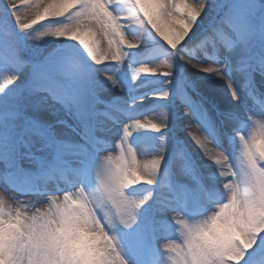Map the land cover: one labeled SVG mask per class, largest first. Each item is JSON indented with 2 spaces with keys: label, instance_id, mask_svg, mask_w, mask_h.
Returning a JSON list of instances; mask_svg holds the SVG:
<instances>
[{
  "label": "clouds",
  "instance_id": "1",
  "mask_svg": "<svg viewBox=\"0 0 264 264\" xmlns=\"http://www.w3.org/2000/svg\"><path fill=\"white\" fill-rule=\"evenodd\" d=\"M146 2L111 0L110 10L108 0H3L7 9L25 5L12 15L17 28L33 45L39 46L46 39L73 41L95 64L99 59L95 50L84 47L71 33L79 35L85 24H91L94 29L110 32L119 43L125 28L131 25L147 23L152 28V22L140 11V4ZM193 2L199 15L195 19L183 17L191 25L183 30L185 40L205 16L212 0ZM64 3L71 5L69 10L63 16L54 15L56 7ZM114 6L127 11L117 15ZM235 19L244 32L249 60L254 61L251 19ZM134 43L139 46V41ZM187 62L197 70L213 67L212 75L226 81L233 102L240 101V95L224 74L227 65ZM29 63L23 61L25 67ZM259 65L253 70L264 75V57ZM21 74L22 71L13 70L0 76V94L16 85ZM60 74L67 75L57 69L50 75ZM109 80L115 87L116 81ZM245 115L249 126L246 132L235 131L231 154L199 128L195 131L203 144L196 143L189 134L204 159L214 166L220 191L208 199L207 206L195 218L188 214L186 205L173 203L161 194L156 210L163 217V231L144 238L143 243L152 252L148 262L130 255L119 233L135 231L143 210L153 201L155 193L151 189L158 184L163 152L150 158L138 155L125 139L129 124L115 142V150L99 155L92 166L87 164L79 145L73 143L72 150L65 151L68 141L45 145L51 160L29 151L25 155L35 164L34 172L17 168L13 173L0 175V264H218L219 257H223L224 264H242L256 238L264 234V117ZM158 125L166 128V118L161 117ZM141 185L148 190L134 194L132 190ZM166 186L165 178L160 184L162 193Z\"/></svg>",
  "mask_w": 264,
  "mask_h": 264
},
{
  "label": "rangeland",
  "instance_id": "2",
  "mask_svg": "<svg viewBox=\"0 0 264 264\" xmlns=\"http://www.w3.org/2000/svg\"><path fill=\"white\" fill-rule=\"evenodd\" d=\"M263 1L212 0L205 16L177 52L154 30L131 25L125 28V38L129 42L139 41V47L130 50L121 46V51L127 53L122 62L109 58L96 65L73 41L46 39L39 46L33 45L0 0V76L13 70L22 71L20 81L0 94V175L13 173L17 168L34 172L35 164L25 154L30 151L51 160V152L45 145L53 140L68 141V147L73 143L79 145L87 164L92 166L99 155L115 150V142L122 137L125 125L136 120L158 123L161 117L166 118L167 127L159 133L147 128L131 129L129 143L138 155L150 158L163 152L164 163L158 184L151 189L155 197L143 210L137 229L119 233L130 255L151 261V249L143 241L147 234L159 235L163 231L160 224L163 217L156 210L161 194L173 203L186 205L188 214L195 218L207 206L208 199L220 191L215 168L189 137V125L197 126L214 144L231 154L235 131L246 132L249 126L245 113L264 117V75L253 70L259 68V60L264 57ZM113 11L122 15L127 9L114 6ZM225 16L251 19L254 61L249 60L243 40L230 49H198V44ZM83 38L89 42L92 39ZM97 39L100 49H106L107 40ZM14 53L19 54L20 62ZM182 55L185 60L180 59ZM188 60L201 65H227L224 74L240 95V101L233 102L225 80L200 74ZM23 61L30 63L25 67ZM168 63L172 65L170 77L136 73L142 64L153 69ZM53 69L67 75L51 76ZM109 76L116 81L115 87ZM214 82L219 86L213 88ZM165 94L166 99L158 98ZM31 125L36 128L31 129ZM39 126L52 138L34 134L29 137ZM71 150L65 148L66 152ZM165 178L167 186L162 193L160 184ZM145 190L147 186L141 185L132 191L135 194ZM242 264H264V240L257 241Z\"/></svg>",
  "mask_w": 264,
  "mask_h": 264
},
{
  "label": "snow or ice",
  "instance_id": "3",
  "mask_svg": "<svg viewBox=\"0 0 264 264\" xmlns=\"http://www.w3.org/2000/svg\"><path fill=\"white\" fill-rule=\"evenodd\" d=\"M116 2L123 3V0H116ZM24 7L25 5L23 4H16L13 5V7L8 8V11L14 22H16V17L13 16L12 14L19 13ZM70 7L71 5L68 3L61 4L58 7H56L54 15L63 16L69 10ZM108 8L110 10L112 8L111 0H108ZM140 11H142L144 13V16L147 17L148 20L152 22V28L149 29L147 23L144 24L138 23V26L148 30L154 29L155 34H157V36L161 38L163 42H166L165 44L173 52L179 51L181 47L184 45L186 40H185V32L183 30L191 27V25L186 20H184L183 17L187 15L188 17L195 19V17L199 15V10L196 4L193 2V0H148V2L140 4ZM89 33H92V35H89ZM71 35L75 39H78L80 44H82L84 47L89 48L90 50L93 49L95 50L96 54L99 56V59L96 60L97 65H101L102 61H105L109 58L113 61H116L117 63L122 62V58L125 55H127V53H123L121 51V46H124L130 50L139 47L134 42H129L125 38V36L119 38V43H117L116 40L113 39L110 32H106V30L94 29L91 24H85L83 31H81L79 35H77L75 31H73ZM84 36H88L92 38L91 42L84 39L83 38ZM97 37H99V39L107 40L106 49L103 50L100 49ZM243 38H244V32L239 27L235 17L225 16L221 24L215 27V29L211 31V33H209V35L206 36L198 44V49L201 51H206L208 48H212L213 50H215L219 47L230 49L233 47L235 43H238L239 41L243 40ZM93 40L96 41L95 44H93ZM109 41L112 42L109 43ZM181 41H184V43L181 44ZM178 45L179 47H177ZM14 55L16 61L20 62L21 58L19 57V54L14 53ZM181 60H185V59H181ZM143 65L144 64H142V66L136 69V73L151 72L152 75L160 74L168 77L172 75V72L170 73L168 72V69L172 68V65L170 63L161 65L153 69H150L149 67ZM199 71H202L206 74H211V75L214 74V69L211 66H205L199 68ZM109 79H112V77H109ZM158 98L166 99L167 94H165L164 96H160ZM186 114L190 115L191 113L188 112V110L186 109ZM133 128L135 129L147 128L157 133H159L162 130L157 122H152L151 120L133 121L131 124H129V128H128L129 135L125 137L128 143L130 137L133 135V132L131 130ZM196 128L197 126L190 124L189 134L195 140L196 143L203 144L204 141L196 133L195 131ZM123 135L124 132H122V136ZM258 240H264V234H261L259 237L256 238L255 245L257 244ZM254 246L251 248V250L254 248ZM249 252H247V254ZM218 264H224L223 257L218 258Z\"/></svg>",
  "mask_w": 264,
  "mask_h": 264
},
{
  "label": "trees",
  "instance_id": "4",
  "mask_svg": "<svg viewBox=\"0 0 264 264\" xmlns=\"http://www.w3.org/2000/svg\"><path fill=\"white\" fill-rule=\"evenodd\" d=\"M263 3H264V1H263ZM221 116H222V115H221ZM221 116L219 115V116H218V119L222 121ZM36 125H37V124H36ZM222 127H224V126L222 125ZM30 128H31V129H35L36 126L31 125ZM45 133L48 134L49 132H48L44 127L39 126V128H37L36 131H35L34 133H30V134H29V137L33 138V136H32L31 134H34V135H37V136H45V137L48 138V139H51V138H52V137L50 136V134H49V135H45ZM52 142H53V143H52L53 145L56 144V142H55L54 140H53ZM65 148H66L67 150H70V149H71V147H68V146H65Z\"/></svg>",
  "mask_w": 264,
  "mask_h": 264
},
{
  "label": "bare ground",
  "instance_id": "5",
  "mask_svg": "<svg viewBox=\"0 0 264 264\" xmlns=\"http://www.w3.org/2000/svg\"><path fill=\"white\" fill-rule=\"evenodd\" d=\"M200 74H202V71H198ZM219 86L216 82L212 83V87ZM216 88V87H215ZM211 93V92H210ZM215 93V92H214ZM212 98H214L213 94H210Z\"/></svg>",
  "mask_w": 264,
  "mask_h": 264
}]
</instances>
